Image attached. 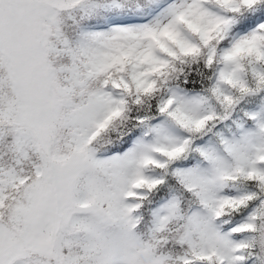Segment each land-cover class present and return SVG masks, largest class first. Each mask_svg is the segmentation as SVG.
I'll list each match as a JSON object with an SVG mask.
<instances>
[{
  "label": "snow or ice",
  "instance_id": "1",
  "mask_svg": "<svg viewBox=\"0 0 264 264\" xmlns=\"http://www.w3.org/2000/svg\"><path fill=\"white\" fill-rule=\"evenodd\" d=\"M0 264H264V0H0Z\"/></svg>",
  "mask_w": 264,
  "mask_h": 264
}]
</instances>
